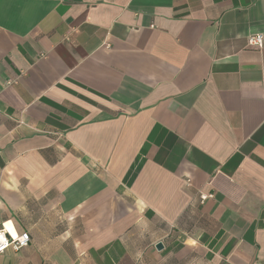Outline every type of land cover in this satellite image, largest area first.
I'll list each match as a JSON object with an SVG mask.
<instances>
[{"label": "crops", "instance_id": "obj_1", "mask_svg": "<svg viewBox=\"0 0 264 264\" xmlns=\"http://www.w3.org/2000/svg\"><path fill=\"white\" fill-rule=\"evenodd\" d=\"M253 34L264 0H0V264H264Z\"/></svg>", "mask_w": 264, "mask_h": 264}, {"label": "built area", "instance_id": "obj_2", "mask_svg": "<svg viewBox=\"0 0 264 264\" xmlns=\"http://www.w3.org/2000/svg\"><path fill=\"white\" fill-rule=\"evenodd\" d=\"M248 45L254 48H262L264 45L263 34H253L248 37ZM207 197H202L206 200ZM30 244V235L28 233L12 235L4 226L0 228V255L4 254L7 250L12 249L19 251Z\"/></svg>", "mask_w": 264, "mask_h": 264}, {"label": "bare ground", "instance_id": "obj_3", "mask_svg": "<svg viewBox=\"0 0 264 264\" xmlns=\"http://www.w3.org/2000/svg\"><path fill=\"white\" fill-rule=\"evenodd\" d=\"M13 233H15V235H16V232H15V230H14V229H13V231L11 232V234L13 235ZM15 235H14V236H15Z\"/></svg>", "mask_w": 264, "mask_h": 264}, {"label": "water", "instance_id": "obj_4", "mask_svg": "<svg viewBox=\"0 0 264 264\" xmlns=\"http://www.w3.org/2000/svg\"><path fill=\"white\" fill-rule=\"evenodd\" d=\"M158 246V248H160V247H162V244H159V245H157Z\"/></svg>", "mask_w": 264, "mask_h": 264}, {"label": "clouds", "instance_id": "obj_5", "mask_svg": "<svg viewBox=\"0 0 264 264\" xmlns=\"http://www.w3.org/2000/svg\"><path fill=\"white\" fill-rule=\"evenodd\" d=\"M9 228H11V225H8Z\"/></svg>", "mask_w": 264, "mask_h": 264}, {"label": "snow or ice", "instance_id": "obj_6", "mask_svg": "<svg viewBox=\"0 0 264 264\" xmlns=\"http://www.w3.org/2000/svg\"><path fill=\"white\" fill-rule=\"evenodd\" d=\"M13 235H15V233H13Z\"/></svg>", "mask_w": 264, "mask_h": 264}]
</instances>
